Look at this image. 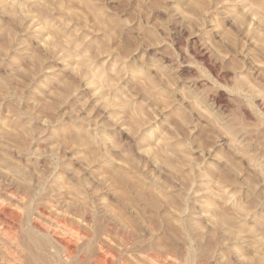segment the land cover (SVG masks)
Here are the masks:
<instances>
[{"label":"rangeland","instance_id":"obj_1","mask_svg":"<svg viewBox=\"0 0 264 264\" xmlns=\"http://www.w3.org/2000/svg\"><path fill=\"white\" fill-rule=\"evenodd\" d=\"M262 116L264 0H0L5 227L86 190L143 248L264 264Z\"/></svg>","mask_w":264,"mask_h":264},{"label":"bare ground","instance_id":"obj_2","mask_svg":"<svg viewBox=\"0 0 264 264\" xmlns=\"http://www.w3.org/2000/svg\"><path fill=\"white\" fill-rule=\"evenodd\" d=\"M215 67L210 65V69L214 72ZM245 119H249L248 114H245ZM261 144L259 143V145ZM249 147L252 150L254 148L252 143L249 144ZM254 149H257V146ZM66 173L68 172L60 174L57 179L51 182L53 190L63 188L65 180H69V173ZM84 182L87 184L86 181ZM76 192L78 193L72 188L63 196L65 199L70 198L71 195L72 197L76 196ZM86 192L84 190L82 193L81 200L76 198L77 201L69 203L71 205L67 202L59 207L58 204L56 205L57 202L50 201L49 206L54 208L55 212H60L53 222V213H50L51 211L49 212L46 208L38 209L36 216L30 213L26 214L27 219L24 225L21 222V225L19 224V217L12 219L13 223L7 227L3 226L1 220L0 236L5 241L0 242V250H2L0 251V264H223L220 263L221 261L219 262L220 258L218 257L222 251L228 248L224 239V242L220 241L215 246L218 248V253L203 258V252L200 251L202 254V259H200L198 258L200 257L199 253H196L197 251L192 248L185 249L186 251L171 248L169 251L165 250V253L154 248H143L146 240L138 229L118 226L109 221L96 225L97 210L95 211L90 206L88 200L90 194L88 195ZM261 212L264 219V207L261 208ZM41 217L52 220L47 224L41 223L39 221ZM259 235L263 240L261 251L264 256V221L259 229ZM242 252L248 255L251 250L246 247ZM240 255L243 256L241 253ZM246 255H244L245 258H247ZM240 260L230 256L229 262L225 264H243V261Z\"/></svg>","mask_w":264,"mask_h":264}]
</instances>
